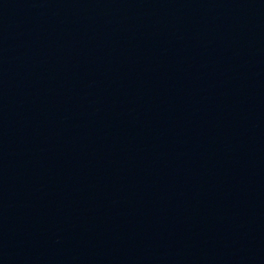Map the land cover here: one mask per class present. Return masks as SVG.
<instances>
[{
	"label": "water",
	"instance_id": "obj_1",
	"mask_svg": "<svg viewBox=\"0 0 264 264\" xmlns=\"http://www.w3.org/2000/svg\"><path fill=\"white\" fill-rule=\"evenodd\" d=\"M0 264H264V0H0Z\"/></svg>",
	"mask_w": 264,
	"mask_h": 264
}]
</instances>
